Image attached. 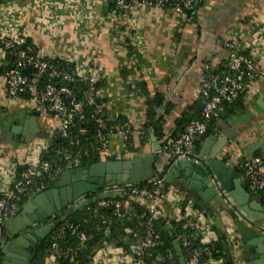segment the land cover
Returning a JSON list of instances; mask_svg holds the SVG:
<instances>
[{"label": "crops", "instance_id": "1", "mask_svg": "<svg viewBox=\"0 0 264 264\" xmlns=\"http://www.w3.org/2000/svg\"><path fill=\"white\" fill-rule=\"evenodd\" d=\"M125 12L110 9L107 0H2L0 35L11 33L23 42L29 40L36 51L47 58L66 61L73 57L76 66L83 70L90 69L91 60L97 59L102 117L110 123L109 127L123 130L120 133L114 129L108 136V155L99 162H127L151 157L153 179L163 178L166 188L178 190L184 201L191 202L195 209L213 218L226 244L230 230L239 236L240 254L234 264H258L260 257L247 250L257 248L254 238L249 236L246 244L242 241L230 213L263 238L264 213L260 219L257 216L259 220L255 223L243 220L241 214L244 213L221 186L216 189L221 204L213 198L202 200L190 189L195 179L191 178V184L185 187V172L174 168L175 162H169L162 150L166 140L179 138L187 122L199 115L198 80L204 65L224 66L229 56L224 44L234 41L238 51L252 57L260 70V78L244 99L220 107L209 128L215 136L229 142L216 159L235 168L245 189L242 159L255 153L264 154V0H207L185 16L176 15L166 7L157 10L143 7ZM5 96L0 80V166L10 170L15 162L30 154L29 147L34 140L59 136V123L56 116L35 110L28 100L10 105ZM156 96L161 97L158 107L161 130L148 129L146 140L141 144L143 125L147 122V103ZM26 118L32 122V128L24 141H20L13 131L21 130ZM32 129L36 132L34 135ZM126 135L132 137L136 151L124 149ZM203 142L195 143L198 150ZM255 145H259L257 149L244 154ZM4 185L7 184L2 180L0 190L8 188ZM61 190L63 187L47 190L51 194L41 204L55 208L56 213L32 229L63 216L65 208L57 210L63 206ZM99 192L87 195L92 198ZM253 198L259 203L257 197ZM29 200L20 208L25 207V217H35L42 207L28 204ZM159 207L163 213L161 224L165 220L171 227L166 231L162 224L161 229L171 235L174 232L172 223L182 220L184 211L168 195H161ZM6 237V244L1 243L0 264H20L22 254L28 253L29 240L16 244V236L6 233ZM106 247V258L100 259L101 264H106L111 257L110 246ZM8 248L14 251H9L10 257L3 261Z\"/></svg>", "mask_w": 264, "mask_h": 264}, {"label": "built area", "instance_id": "2", "mask_svg": "<svg viewBox=\"0 0 264 264\" xmlns=\"http://www.w3.org/2000/svg\"><path fill=\"white\" fill-rule=\"evenodd\" d=\"M207 0H137L132 1V4L128 7V11L147 7L150 9H162L168 8L174 14L179 16H185L187 12L196 10L198 7L205 4ZM118 5V2H116ZM2 35V36H1ZM0 35V66L3 59L7 55H11L16 59L18 64H22L24 67H30L34 69L32 77H28L21 73L17 68L11 67L5 71L0 72V80L3 83L5 97L10 105H16L17 102L26 99L30 102L35 110L43 113L54 115L58 118V135L66 137L67 127L73 120H84L83 106L93 107L95 105L96 96L99 95V91H96L94 85L99 79V66L98 60L93 59L90 62V69H81L76 66V61L73 57L66 58L69 64H72L74 70L72 73H64L55 68L49 61L53 58H47L37 51L34 55L29 56L24 50H16V46L22 45L24 42L17 39L13 34L6 33ZM224 47L229 51V56L226 64L223 66L225 72L216 76L211 74L214 70V66L210 63L204 65L201 76L199 77V97L201 100L200 117L190 120L182 134L177 139H168L167 144L164 146L162 153L167 157L168 161L174 163L178 160H191L197 164H204L206 158L199 155V150L196 148V138L202 136L209 128L211 121L217 118L218 111L223 105H228L237 102L241 97L244 98L248 92L253 90L254 83L260 78V70L254 63L251 56L238 51L236 49V43L234 41L227 42ZM47 77L50 80H63L71 84L83 83L86 87L83 91V102L81 103L75 100L70 91L63 87H56L49 85L44 89H38L37 82L39 79ZM244 78L248 80L247 84L243 82ZM64 95L65 98L62 96ZM99 111L93 110V115L98 114ZM95 123L97 125L96 143L100 149L99 160H104L108 155L107 134L108 130H117V128L109 127L103 120L96 118ZM52 142V136L44 139L37 138L32 142L29 147L30 154L22 161L15 162L10 170L0 166V180L7 184L3 190H0V244L4 235V224L6 220L13 218L17 215L19 207L13 205L10 201L15 200V195H20L24 192V186L32 184L33 179H39L37 183L35 193L43 191L44 186L42 179L45 176H49L52 172L54 178L58 176L64 170L77 169V160H70L69 156H65L64 159L67 162V166L64 170L57 168L52 171L51 165L45 161H41V156L45 153L47 147ZM20 165H26L27 170L21 174V179L16 180V170ZM242 174L244 177L245 189L249 194L263 193L264 195V154L263 155H251L242 159ZM0 181V182H1ZM152 190L145 187L139 188L133 185H124L123 187L102 188L100 192H110L113 195L119 194L120 197L126 195L132 200L143 205L150 217L144 222V229L146 237L143 240L141 247L145 249H151L156 246V240L158 234L153 229V220L161 219L163 213L159 207V199L161 195H168L173 202L180 208V203L184 201L181 193L174 188H166L163 185V178L151 180ZM33 194V195H34ZM32 195V196H33ZM254 196V195H252ZM114 199H102L97 202V205L101 208L112 207L116 213V216H120V209L126 208V203L121 204ZM84 200L80 198L69 208H77ZM184 219L188 221L187 227L191 230H196L201 236V245L206 246L215 238V232L212 229L211 220L204 215L203 212L195 209L191 202L187 201L184 207ZM242 219L250 222H254L241 214ZM63 228H68L71 235L76 237L80 242L86 239L84 232L79 231L77 226L64 225ZM227 246L228 251L233 262H238L241 242L237 234H234L232 230L228 233ZM264 236V231L262 232ZM181 246L187 247L188 237H181ZM108 246V245H106ZM104 246L102 249L94 251L92 255L93 264H101V258H106L104 254ZM110 246L111 257L107 260L106 264H143L139 258L140 249L133 248L132 253L136 256L123 255L121 250ZM58 250L54 247L50 248L49 255L46 257L43 264H57ZM149 255V254H148ZM99 257V258H98ZM169 261L172 260V256L167 257ZM154 260L161 262L162 258L157 255ZM186 264H202L199 260V254L192 251L189 253V258ZM207 264H220V262H212L211 260Z\"/></svg>", "mask_w": 264, "mask_h": 264}, {"label": "trees", "instance_id": "3", "mask_svg": "<svg viewBox=\"0 0 264 264\" xmlns=\"http://www.w3.org/2000/svg\"><path fill=\"white\" fill-rule=\"evenodd\" d=\"M1 1L2 0H0V3ZM132 1L134 0H107L110 9L114 10L115 12L123 13L125 10L128 11V7L132 4ZM116 2H118V5ZM190 12L187 13L189 14ZM15 49L24 50L29 56L34 55L37 50L29 40L25 41L20 46H16ZM49 62L53 64L56 69L64 73H72L74 70L73 65L64 60L57 59ZM1 63L0 72L14 67L21 71V73L28 75L30 78L34 74L33 68L24 67L22 64H18L16 59L11 55H7ZM224 72L225 69L223 66H217L213 71H211V74L220 76ZM243 82L247 84L248 80L244 78ZM49 85L56 86L57 88L63 87L67 89L70 91L72 97L75 100L84 103L82 93L85 91L86 87L83 83L71 84L67 81L58 79L50 80L47 77H43L37 82L38 89H44ZM94 87L96 88V91H99L98 83H96ZM62 97L65 98L64 95ZM242 99L244 98L241 97L238 101ZM160 104V96H156L153 101L147 103V122L143 125L144 133L141 144H143L146 140L145 135L148 129L151 128L155 131L156 128H159L161 130L162 121L160 118H158V107ZM102 105V100L99 96H96L95 105L93 107L84 105V120H73L72 123L67 127L66 137L63 138L57 135L53 136L51 144L47 147L40 160L49 163L51 165L52 171L56 170L57 168L62 170L65 169L68 162L64 159L66 155L70 157V160H77V169H85L99 163L100 149L96 143L97 125L95 123V119L99 118L107 125L110 124L106 121V119H104V117H102ZM94 109L99 111V113L93 115ZM199 117L200 111L196 118H191L190 120L197 119ZM214 120L210 122L209 127L213 124ZM113 133V130H108L106 132L107 138ZM131 140L132 137L130 135H126L124 149L129 152H134L136 150L133 148ZM166 144L167 141L165 142V145ZM253 155L257 154L255 153ZM26 170V165L18 166L16 170V180H20L21 174ZM52 174H54V172L42 179L45 187H47L53 181L54 176H52ZM37 183H39V179H33V183L25 185L24 192L20 195H15V200H11L10 202L20 208V206L34 194ZM133 186L139 188L145 187L149 190H152L151 181L134 184ZM120 187L123 186H119V188ZM251 195L257 197L264 213L263 193H252ZM86 197L87 199H90L91 196L86 195ZM114 200L120 202L121 204L126 203L127 205L126 208L120 209L119 217L116 216V213L112 207H99L97 205L98 201L90 203L81 211L76 208H65L63 216L68 214V217L64 221H61L53 226L50 234L42 241L40 248L36 251L32 264H43L46 257L49 255L50 248L52 247L58 250L56 260L57 264H93L92 255L94 254V251L98 249L100 250L106 245H113L121 250L123 255L131 256H136L132 253L133 248L140 249L141 254L139 258L143 264H179V257L177 256L176 250L174 248L175 244L179 246V256L185 264L188 261L189 253L192 251L199 254V260L202 264H207L210 260L212 262H220V264H229L227 261L226 250L223 246V242H225V240L213 218L208 216L212 222V229L215 232V238L206 246L201 245V236L199 232L189 229L187 227L188 221L184 218L176 223H172L174 232L171 235L162 231L161 219L153 220V229L159 237L156 240V246L154 248L145 249L144 247H141V244L146 237L143 225L150 215L145 210L143 205L136 202L135 200H132L130 197H126V195L118 197ZM185 202L186 201L180 203V209L182 211L184 210L186 204ZM61 217H58L54 220L59 221ZM64 225L77 226L79 231L84 232L86 239L83 242H80L76 237L71 235L68 228L62 229V226ZM3 230H5V227ZM182 236L188 237L189 245L185 248L181 246L180 239ZM1 252L2 247L0 244V256ZM157 255L162 258L161 262L154 260V257ZM169 255L172 256L171 261L167 259ZM230 264H234V262L232 261Z\"/></svg>", "mask_w": 264, "mask_h": 264}, {"label": "water", "instance_id": "4", "mask_svg": "<svg viewBox=\"0 0 264 264\" xmlns=\"http://www.w3.org/2000/svg\"><path fill=\"white\" fill-rule=\"evenodd\" d=\"M22 128H17L13 133L19 135L20 141H24L29 132V128L32 126L29 118L21 124ZM32 128V127H31ZM30 128V129H31ZM36 132L32 129V135ZM204 141V142H203ZM197 143L203 142V146L199 150V155L205 157L204 164H197L191 160H178L174 164V168L185 172L183 177L185 179L184 186L188 187L191 184V178L195 179V183L191 186V191L197 193L202 200L213 198L214 201L221 204L222 200L217 195V188L221 186L232 198L235 204L240 207L244 215L252 221H257L263 217V208L256 202L251 194L243 188V183L240 179V175L237 173L234 167H228L221 161L216 159L218 153L229 142L226 139L215 136V132L208 128L206 132L196 138ZM259 145L250 147L244 151V154L248 155L257 149ZM151 157L148 159L140 160L134 158L127 162L121 161H108L99 162L95 165L87 167L85 169H70L62 171L56 176L53 181L47 186L46 191H52L58 187H63L62 192V207H57V210L61 208H69L80 198L93 192H99L102 188H113L124 185H134L151 181L154 178V172L150 167ZM242 166V163H241ZM229 174V175H228ZM39 192L31 196L28 204H36L42 207V211L35 215V217H25V207L19 208L16 216L6 220L4 227V235L2 238L3 244H6V233L11 236H16V244H24V240H29L28 253L22 254V262L20 264H31L36 251L40 248L42 241L50 234L54 225L61 221H64L68 214L61 217L59 221L53 220L50 223L45 224L43 227L32 229V226L38 223H45V220L50 218L52 214L56 213L55 208H48L45 205L42 206V200L46 196H50V192ZM57 193L54 192L56 196ZM120 197L119 194L113 195L110 192H99L96 196L84 200L79 206L78 210L81 211L84 207L88 206L92 202H96L102 199H112ZM234 225L237 227L242 241L245 243L249 236L254 238V244L257 247L255 250L247 248V250L261 257L264 254V238L260 237L256 232L247 228L241 221L238 220L236 215L230 213ZM259 216V219L258 217ZM162 224L165 225V230L171 229L170 225L166 224L165 220H162ZM30 230V231H29ZM27 231V232H26ZM23 233V234H22ZM173 234V233H172ZM28 243V241H26ZM246 244V243H245ZM224 249L226 250L227 261L230 264L232 262L228 246L223 242ZM248 246V245H247ZM176 254L179 257V264H185L179 256V246L174 245ZM14 251L13 248L5 252L3 261H6L10 257V252ZM250 264H257L250 263Z\"/></svg>", "mask_w": 264, "mask_h": 264}, {"label": "flooded vegetation", "instance_id": "5", "mask_svg": "<svg viewBox=\"0 0 264 264\" xmlns=\"http://www.w3.org/2000/svg\"><path fill=\"white\" fill-rule=\"evenodd\" d=\"M258 264H264V254L260 257Z\"/></svg>", "mask_w": 264, "mask_h": 264}]
</instances>
